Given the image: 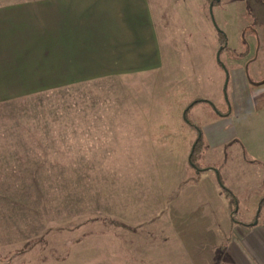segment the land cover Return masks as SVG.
<instances>
[{
    "label": "rangeland",
    "instance_id": "374dc122",
    "mask_svg": "<svg viewBox=\"0 0 264 264\" xmlns=\"http://www.w3.org/2000/svg\"><path fill=\"white\" fill-rule=\"evenodd\" d=\"M157 1L152 0L153 9L158 7L159 65L126 73L98 67V28L84 23L98 22V0H78L80 8H75L77 1L0 0V8L6 4L21 23H28L29 35L31 30L40 35L38 49L9 58L6 76H0V264H59L68 253L85 258L111 250L112 239L128 235L111 221L130 228L141 224L157 213L143 214L141 207L169 193L172 172L174 178L192 171L190 164L179 162L180 141L164 151L138 135L145 127L170 123L183 124V135L200 136L201 128L221 122L216 115L226 114L222 111L229 108L234 90H243L234 89L228 72L250 59L246 44L264 47V23L253 18L252 0H215L211 7V0ZM54 17L64 18L60 32L72 33L66 44H54L64 47L68 65L57 59V50L46 49L41 34ZM259 63L264 61L247 66L250 82L264 76ZM250 93L254 100L264 97L260 87L251 86ZM184 109L189 124L182 119ZM261 121L262 116L254 123ZM234 122L242 125L239 118ZM253 134L264 145V130ZM226 148L210 151L221 175ZM245 151L241 162L248 172L238 163L236 180H220L234 185L239 179L254 180L256 174L247 167L259 164H245ZM202 156V151L193 155L197 167L204 165ZM235 204L236 221H255L247 218L251 210L257 213L255 204H248L246 213L243 205L235 210Z\"/></svg>",
    "mask_w": 264,
    "mask_h": 264
},
{
    "label": "crops",
    "instance_id": "0c3cea01",
    "mask_svg": "<svg viewBox=\"0 0 264 264\" xmlns=\"http://www.w3.org/2000/svg\"><path fill=\"white\" fill-rule=\"evenodd\" d=\"M72 1H77L74 4L75 8L82 7V4L77 5L78 0ZM72 1L62 0L64 4H70ZM157 2L161 5L164 3L163 0ZM174 3H177V0ZM251 3L254 4L253 18L256 17L264 23V5L258 0H252ZM5 5L0 8V76L2 74L6 76L5 67L9 58L11 60L12 57H21L23 51L37 50L40 37L32 30L29 35L28 23H21L16 14L8 10ZM154 11L158 12V7L153 9L152 0H98V14H96L98 22L83 21L92 29L98 28V39H96L98 67L118 68L120 72L131 73L139 66L159 65L157 12ZM79 12L77 10V13ZM81 17L84 16H79ZM64 18L61 20L56 18L55 21L54 17L50 29L48 24L46 32L41 34L46 35V49L57 50L55 54L57 59L68 65L71 63L69 57L62 53L64 47H54V44L64 45L71 40L70 30L59 31V27L65 25ZM23 24L26 26L25 32L22 31ZM215 33L218 34V31ZM18 44L25 47H20ZM218 45L217 42L214 49ZM246 46L245 51L251 53L249 55L251 57L248 56L250 59L238 61L239 68L228 72V79L231 78L234 89L241 86L243 90L241 92L234 90L229 100V108L222 111H226V114L216 115L221 122L205 129L201 128L203 167L198 169L191 167L192 171L188 172L180 171L178 174L175 173L174 178L175 171L172 170L170 181L166 186L170 187L167 191L169 193L160 194L158 203L153 200L154 202L141 207L143 214L157 213L143 220L141 224L132 226L133 228L120 226L128 235L126 238L112 239L111 243L115 245H112L111 250L91 252L92 254H88L85 258L80 257V254L77 256L75 252L68 253L58 262L59 264H79V262L80 264H264V145H259L253 134L258 129L264 130V97L258 96L254 100L250 93L251 86L264 90V76L253 82L247 77L249 64H254L256 60L264 61V47L251 43ZM225 47H228L226 35ZM238 50L237 55L242 49ZM32 58L35 59V56ZM49 58L50 56L47 59ZM256 67L263 68L264 64L259 63ZM252 70L257 72L256 69ZM219 78L220 80L216 81L215 91L222 82V77ZM260 116L263 121L254 123ZM237 118L242 121L240 127L234 122ZM183 127V124L170 123L159 124L157 127L149 126L144 128L145 133L138 135V138L144 137L147 143L154 144L150 146L151 148L156 147L154 149L164 151H167L171 144L180 141L182 155L179 162L188 164V155L196 133L183 135L180 133ZM148 131H158L161 134ZM224 146L227 147L224 151L226 163L225 167L223 166L225 171L221 175V171L216 170L215 167L218 161L210 156V151L223 149ZM242 150H246L245 153L249 157L244 160L249 163L245 164L251 166L254 164L252 161H257V165L259 164L255 169L247 167L256 174L254 180L239 179L237 185H234V181L228 183L230 181L225 180V183L224 179L220 180L221 177L236 180L238 163L240 170L248 172L247 169L242 168L244 165L241 162ZM221 186L235 196L237 204L235 210L239 208L238 205H243L242 210L246 213L251 210L246 206L255 204L253 209L257 213L251 210L247 217L250 220L255 219L254 222L242 223L235 219L232 221L234 215L227 198L221 191ZM162 192L165 191L161 188L160 193ZM260 211H263V214H260ZM135 230L141 233H134Z\"/></svg>",
    "mask_w": 264,
    "mask_h": 264
},
{
    "label": "trees",
    "instance_id": "16d2710c",
    "mask_svg": "<svg viewBox=\"0 0 264 264\" xmlns=\"http://www.w3.org/2000/svg\"><path fill=\"white\" fill-rule=\"evenodd\" d=\"M214 2H215L214 0H211V2H210L211 5H213ZM223 38L224 37L222 35V41L224 42V39ZM223 42H222V44H223ZM194 102L195 101H193L191 104H193ZM191 104H189L187 106V108L190 107ZM185 113H186V109H184L183 112H182V119H183L184 122H186L187 124H189V121H187L186 119H184L185 116H186ZM202 146H203V143H202L201 136H197L195 138V140L193 141V143H192L191 151H190V153L188 155V160H187L188 161V164H190V166L193 167L194 169H198L199 167H197L196 164H195V162L193 161V155L195 153H199L200 151H202ZM221 191L224 194V196L227 198L229 206H231V208H232V206L236 203L235 196H233L227 189L223 188L222 186H221ZM232 221H234V218H232ZM111 223L114 224V225H117V226L125 227L124 225L118 224L115 221H111Z\"/></svg>",
    "mask_w": 264,
    "mask_h": 264
},
{
    "label": "water",
    "instance_id": "95a60500",
    "mask_svg": "<svg viewBox=\"0 0 264 264\" xmlns=\"http://www.w3.org/2000/svg\"><path fill=\"white\" fill-rule=\"evenodd\" d=\"M209 7H211V3L209 4Z\"/></svg>",
    "mask_w": 264,
    "mask_h": 264
}]
</instances>
